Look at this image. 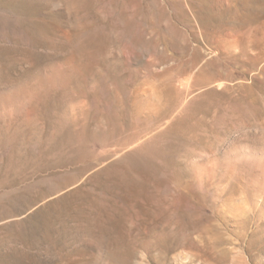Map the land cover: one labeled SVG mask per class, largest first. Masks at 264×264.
I'll use <instances>...</instances> for the list:
<instances>
[{"label":"rangeland","instance_id":"1","mask_svg":"<svg viewBox=\"0 0 264 264\" xmlns=\"http://www.w3.org/2000/svg\"><path fill=\"white\" fill-rule=\"evenodd\" d=\"M0 264H264V0H0Z\"/></svg>","mask_w":264,"mask_h":264}]
</instances>
